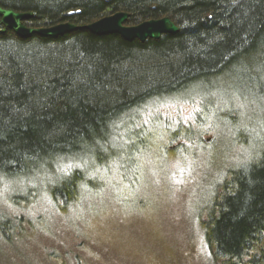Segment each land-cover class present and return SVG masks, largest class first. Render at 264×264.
I'll return each instance as SVG.
<instances>
[{
	"label": "trees",
	"instance_id": "1",
	"mask_svg": "<svg viewBox=\"0 0 264 264\" xmlns=\"http://www.w3.org/2000/svg\"><path fill=\"white\" fill-rule=\"evenodd\" d=\"M0 6L31 12L26 26H78L57 37L0 33V185H26L9 193L19 213L0 210V251L3 242L33 236L40 216L29 206L44 193L51 214L64 219L62 212L78 209L81 223L95 229V216L87 219L83 208L97 205L99 214L111 162L121 168L119 183L135 184L128 168L146 140L138 126L143 108L199 97L196 121L202 124L214 107L217 122L251 150L219 174L199 210L211 262L264 264V0H0ZM118 11L128 12L126 25L168 16L179 30L140 41L82 27ZM248 110L252 119L239 127ZM134 122L131 131L126 124ZM191 130L171 131L170 138L183 133L193 141ZM126 160L128 167L121 165ZM69 162L82 167L58 171ZM40 179L46 191L35 188Z\"/></svg>",
	"mask_w": 264,
	"mask_h": 264
},
{
	"label": "rangeland",
	"instance_id": "2",
	"mask_svg": "<svg viewBox=\"0 0 264 264\" xmlns=\"http://www.w3.org/2000/svg\"><path fill=\"white\" fill-rule=\"evenodd\" d=\"M230 100L225 105L233 102ZM201 107L199 97L147 104L138 122L141 137L147 134L145 144L139 143L141 148L128 168L135 172V184L119 183L121 168L111 162L109 185L103 190L106 194L97 201L99 214L95 215L97 205L83 208L87 219L95 216L92 223L96 228L81 223L78 209L60 212L64 219L56 212L51 214L53 207L44 193L29 206L40 216L33 236H17L14 244L3 242L0 264H212L199 210L219 182V174L245 160L251 150L248 154L243 151L234 141L231 127L217 122L214 107L199 124ZM239 108L245 110L246 106ZM251 112L243 115L239 127L252 119ZM262 118L260 114L259 121ZM252 125L255 129L260 123ZM126 127L135 130V122ZM180 128H191L194 140H185L182 133L172 141L170 132ZM198 130L202 141L197 140ZM126 148L123 144L125 153ZM34 184L46 191L43 179ZM25 187L14 182L0 185V210L19 213L8 197L12 192H24Z\"/></svg>",
	"mask_w": 264,
	"mask_h": 264
},
{
	"label": "water",
	"instance_id": "3",
	"mask_svg": "<svg viewBox=\"0 0 264 264\" xmlns=\"http://www.w3.org/2000/svg\"><path fill=\"white\" fill-rule=\"evenodd\" d=\"M128 15V12L118 11L84 24L82 27L94 34L117 33L126 40L138 39L140 41L147 38L158 39L162 34H173L179 30V27L168 16L152 18L136 25H126ZM31 16V12H21L0 6V19H6L8 21L7 29H11L22 38H27L32 34L57 37L78 28L76 24L70 22H62L46 27L26 26L23 21Z\"/></svg>",
	"mask_w": 264,
	"mask_h": 264
},
{
	"label": "snow or ice",
	"instance_id": "4",
	"mask_svg": "<svg viewBox=\"0 0 264 264\" xmlns=\"http://www.w3.org/2000/svg\"><path fill=\"white\" fill-rule=\"evenodd\" d=\"M8 21L6 19H0V32L7 30ZM199 111V109H197ZM147 123V121H145ZM82 167V165L76 164L73 165L71 162L68 164L58 166V171L63 172L64 175H69L73 167Z\"/></svg>",
	"mask_w": 264,
	"mask_h": 264
},
{
	"label": "bare ground",
	"instance_id": "5",
	"mask_svg": "<svg viewBox=\"0 0 264 264\" xmlns=\"http://www.w3.org/2000/svg\"><path fill=\"white\" fill-rule=\"evenodd\" d=\"M62 23V22H61ZM88 24V23H87Z\"/></svg>",
	"mask_w": 264,
	"mask_h": 264
}]
</instances>
